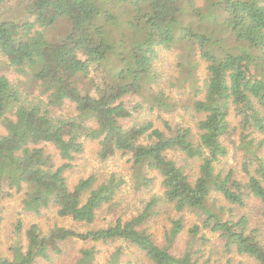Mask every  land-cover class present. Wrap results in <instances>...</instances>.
<instances>
[{"label": "trees", "instance_id": "obj_1", "mask_svg": "<svg viewBox=\"0 0 264 264\" xmlns=\"http://www.w3.org/2000/svg\"><path fill=\"white\" fill-rule=\"evenodd\" d=\"M32 5V21L0 19V55L17 74L0 73V201L24 191L27 212L40 215L54 208L61 218L93 224L98 210L114 203L124 181L117 173L101 180L93 173L70 184L65 172L84 152L87 139L99 142L102 161L127 156L141 182L152 181L146 174L156 172L162 194L150 200L147 211L104 227L81 231L55 224L45 230L33 223L25 231L27 246L15 242L12 257L0 254V264L50 261L77 239L126 242L142 264H221L211 256L202 260L210 241L205 230L218 233L227 250L236 248L264 264L260 225H252L248 213L236 212L251 197L264 205V159L253 153L243 170L235 163L224 165L239 149L230 143L237 132L250 150L259 132L256 153L264 148V0H208L204 9L194 0H33ZM182 14L190 21L184 23ZM61 18L68 19L71 30L54 40L49 31ZM180 45L192 50L190 63L199 55L195 69L207 64L204 79L192 74L198 78L189 85L192 104L182 105L192 108L191 119L172 124L162 118V127L150 117L137 119L141 106L129 107L126 97L149 84L152 91L160 81L155 64L162 52H177ZM93 66L98 71L90 76ZM81 78H89L92 88L83 90ZM164 94L154 95L159 108L167 106ZM68 105L74 114H63ZM49 143L62 162L47 153ZM186 161L199 162L195 178ZM219 198L225 203L216 205ZM161 202L177 213L169 217L165 244L143 226ZM188 214L198 221L189 223ZM187 224L188 246L175 254L171 245ZM96 253L94 245L82 249L77 264H95ZM123 254L117 247L107 264H125Z\"/></svg>", "mask_w": 264, "mask_h": 264}, {"label": "rangeland", "instance_id": "obj_2", "mask_svg": "<svg viewBox=\"0 0 264 264\" xmlns=\"http://www.w3.org/2000/svg\"><path fill=\"white\" fill-rule=\"evenodd\" d=\"M208 0H194V4L198 8H206ZM33 0H5L0 4V19L1 20H11L18 23L25 21H32L35 18V14L31 12L33 7ZM184 7V4H183ZM127 8V7H126ZM122 9V7H121ZM129 12L131 7L127 9ZM183 22L190 21L188 14H182ZM71 30V24L66 18H61L56 22V24L50 29L49 35L54 40H62L64 36ZM122 29L117 30L115 36L117 38L122 37ZM119 35V36H118ZM129 40V39H128ZM181 46V47H180ZM178 46V53L176 51H166L162 52L161 59L155 64L156 69L161 74L160 81L152 84V91L150 90V84L147 89H143L138 94H132L126 97V102L129 107H134V105H139L140 113L135 114L136 118L139 117H150L155 120L157 126L162 127V118L170 121V123L175 124L177 122H183L191 119V110L183 107V103L186 105H191L194 95L190 93L189 85L198 79L193 75L198 73L201 75L202 79L206 76L207 64L205 61L200 63L198 69L195 66L200 57L195 54L196 60L194 63H190L192 57H188V53H192V50H188V46L180 45ZM180 56L183 58L180 59ZM185 56L189 59H185ZM181 60L180 63L178 60ZM199 63V62H198ZM6 60L0 55V73H5L11 78H15L17 74L5 65ZM181 64V65H180ZM98 71L97 66H93L90 76H94ZM195 70H197L195 72ZM193 71V73H191ZM193 74V75H192ZM201 81V80H200ZM78 85L85 91L91 89L92 84L89 78H81L78 80ZM159 91H163L165 96V103L167 106L159 108L156 106L154 101V95L156 97ZM168 97V98H166ZM203 97V94L199 96ZM196 99V98H195ZM177 103V108H170L171 104L174 106ZM74 107V106H73ZM71 105H68L63 109V114L72 115L74 110ZM154 107V109L152 108ZM137 113V112H136ZM161 116V117H160ZM160 117V118H159ZM134 119L126 121L127 124L131 125ZM234 122L238 123V120L232 119ZM4 132V129H3ZM262 134L256 132L253 134L257 141L261 138ZM251 143V150L247 149L246 142L240 138V132L236 133L231 138L230 143H234L239 146L236 153H231L230 157L225 160V166L227 164L233 165L239 170L244 169V160L251 157L254 159L253 153L262 157L264 159V148L256 153V142ZM47 153L53 154L57 162H62L59 156V151L54 144H46ZM100 149V144L97 140L87 139L85 140V149L82 154H80L73 161V166L65 172L71 185L77 182L80 178H85L90 174H96V176L101 180L108 177L111 173H117V175L123 178V188L121 192L117 195L114 203L112 205H104L100 210H98L96 221L91 225H85L84 223H79L73 221L71 218H61L58 216L56 209H46L42 214L36 215L25 211L23 199L24 191L21 193H15L11 197H5L0 201V254L12 257V247L15 242L20 241V244L24 247L27 246V238L25 231L33 223H39L43 229L47 230L55 224L66 226L69 228H74L78 230H86L89 227H99L107 226L116 222L118 218H122L123 221L131 219L133 216L140 214L145 211L146 207L149 205L150 200L156 196L162 194L160 188V178L156 172H147V177L152 181L144 183L138 179V174L133 166L132 161L128 160V157H122L117 154L115 157L109 158L102 161L98 155ZM177 157L180 160L184 159V156L177 153ZM235 156L237 160H235ZM188 172L191 177L195 178L198 174L199 162L198 161H186ZM185 163V162H184ZM254 167H252L253 169ZM214 201H210L209 205H212ZM225 203L224 200L219 198L216 205ZM147 211V209H146ZM238 215L243 213H248L251 219L252 225H260V239L264 240V205L261 201L255 197H251L249 205L247 207L236 209ZM152 217L148 220L144 227L149 226V231L154 235L157 243L165 244L167 242L166 231L171 227L172 222L170 221V216H176L177 213L171 205H167L163 202L153 207L151 211ZM189 223L193 220L198 221V217L195 214H188ZM21 224L20 232L17 231V226ZM187 224L185 230L173 241L171 248L175 254H182L185 252L188 246V227ZM206 235L210 241L206 245L205 258L211 256L213 259H219L221 264H257L254 258L240 254L236 248L232 251L226 249L225 240L222 239L218 233H213L211 231L205 230ZM95 246L97 249L95 264H107L112 253L117 247L121 246L123 248V261L125 264H142V257L137 253L136 248L122 241H113L108 243L102 242H86L82 240H75L68 242L64 247V253L59 256H55L50 261L42 260L38 264H77L79 257H81L82 249ZM229 260H231L229 262Z\"/></svg>", "mask_w": 264, "mask_h": 264}]
</instances>
